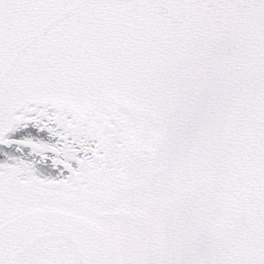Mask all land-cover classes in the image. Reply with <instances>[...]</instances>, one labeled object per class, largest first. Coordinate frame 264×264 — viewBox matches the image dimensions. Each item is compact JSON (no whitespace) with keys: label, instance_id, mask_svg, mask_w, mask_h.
Here are the masks:
<instances>
[{"label":"water","instance_id":"95a60500","mask_svg":"<svg viewBox=\"0 0 264 264\" xmlns=\"http://www.w3.org/2000/svg\"><path fill=\"white\" fill-rule=\"evenodd\" d=\"M75 93L149 115L159 177L108 210L0 183V264H264V0H0V142Z\"/></svg>","mask_w":264,"mask_h":264},{"label":"flooded vegetation","instance_id":"af4514ba","mask_svg":"<svg viewBox=\"0 0 264 264\" xmlns=\"http://www.w3.org/2000/svg\"><path fill=\"white\" fill-rule=\"evenodd\" d=\"M64 98L17 115L0 142V183L81 196L108 210L158 179L167 143L149 115L111 98Z\"/></svg>","mask_w":264,"mask_h":264}]
</instances>
